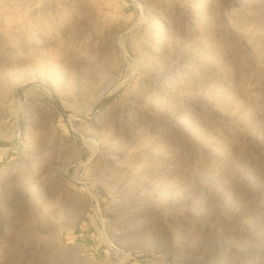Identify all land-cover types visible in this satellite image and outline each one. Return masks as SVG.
Masks as SVG:
<instances>
[{"label":"rangeland","instance_id":"obj_1","mask_svg":"<svg viewBox=\"0 0 264 264\" xmlns=\"http://www.w3.org/2000/svg\"><path fill=\"white\" fill-rule=\"evenodd\" d=\"M0 264H264V0H0Z\"/></svg>","mask_w":264,"mask_h":264},{"label":"bare ground","instance_id":"obj_2","mask_svg":"<svg viewBox=\"0 0 264 264\" xmlns=\"http://www.w3.org/2000/svg\"><path fill=\"white\" fill-rule=\"evenodd\" d=\"M246 92L251 94L253 92V87H250V89L249 88L246 89ZM260 111H262V109L258 110L256 112H251V111L239 112V111H237V117H239L238 118L239 121L244 122V123L249 122V121H253L258 117ZM234 113H235V111H234Z\"/></svg>","mask_w":264,"mask_h":264},{"label":"built area","instance_id":"obj_3","mask_svg":"<svg viewBox=\"0 0 264 264\" xmlns=\"http://www.w3.org/2000/svg\"><path fill=\"white\" fill-rule=\"evenodd\" d=\"M119 256L123 261H130V260L136 261V260H138V254L135 252H132V251L121 250L119 252Z\"/></svg>","mask_w":264,"mask_h":264}]
</instances>
